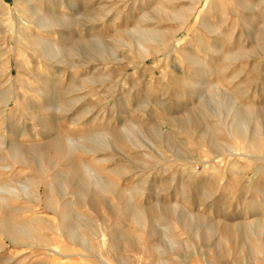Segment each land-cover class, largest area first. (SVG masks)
I'll return each mask as SVG.
<instances>
[{
  "label": "rangeland",
  "instance_id": "1",
  "mask_svg": "<svg viewBox=\"0 0 264 264\" xmlns=\"http://www.w3.org/2000/svg\"><path fill=\"white\" fill-rule=\"evenodd\" d=\"M0 264H264V0H0Z\"/></svg>",
  "mask_w": 264,
  "mask_h": 264
}]
</instances>
